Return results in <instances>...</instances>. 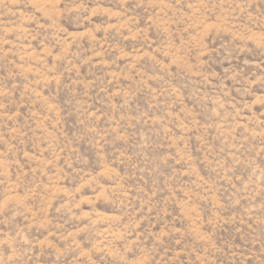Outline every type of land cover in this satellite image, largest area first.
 I'll use <instances>...</instances> for the list:
<instances>
[{"label": "rangeland", "instance_id": "1", "mask_svg": "<svg viewBox=\"0 0 264 264\" xmlns=\"http://www.w3.org/2000/svg\"><path fill=\"white\" fill-rule=\"evenodd\" d=\"M0 264H264V0H0Z\"/></svg>", "mask_w": 264, "mask_h": 264}]
</instances>
